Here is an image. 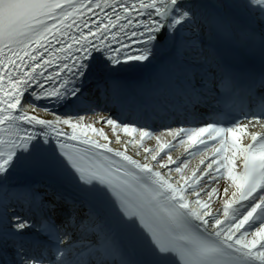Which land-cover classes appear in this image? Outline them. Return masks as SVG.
I'll use <instances>...</instances> for the list:
<instances>
[{
	"label": "snow or ice",
	"instance_id": "6c2138e0",
	"mask_svg": "<svg viewBox=\"0 0 264 264\" xmlns=\"http://www.w3.org/2000/svg\"><path fill=\"white\" fill-rule=\"evenodd\" d=\"M0 264H264V0H0Z\"/></svg>",
	"mask_w": 264,
	"mask_h": 264
},
{
	"label": "bare ground",
	"instance_id": "6f19581e",
	"mask_svg": "<svg viewBox=\"0 0 264 264\" xmlns=\"http://www.w3.org/2000/svg\"><path fill=\"white\" fill-rule=\"evenodd\" d=\"M103 115V112H97L94 114H90V115H84L86 121L91 122V121H96L99 120L100 116ZM100 126V125H97ZM105 131L106 133H108L110 135V137H115L116 135H119L121 140H125L126 139V134H124L121 130H118L116 133H112L111 129L107 126H105ZM159 134V133H157ZM166 139L165 137H162V141ZM115 143L114 139H113V144ZM149 144V146H154L155 141H150L147 142ZM174 148L172 150V156L174 159H179L181 161H183L184 159H188L189 161V167L190 168H195L199 165V161L201 159L202 156V151H197L195 152L193 155L188 156L187 152H186V146L185 145H181L179 144V142H174ZM201 167H203V165H200Z\"/></svg>",
	"mask_w": 264,
	"mask_h": 264
},
{
	"label": "rangeland",
	"instance_id": "374dc122",
	"mask_svg": "<svg viewBox=\"0 0 264 264\" xmlns=\"http://www.w3.org/2000/svg\"><path fill=\"white\" fill-rule=\"evenodd\" d=\"M86 113H82V115H85ZM157 133H159V132H157Z\"/></svg>",
	"mask_w": 264,
	"mask_h": 264
}]
</instances>
